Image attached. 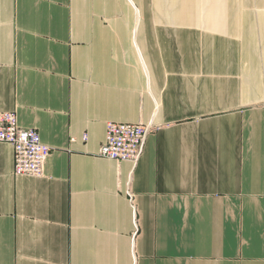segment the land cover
<instances>
[{"label": "crops", "instance_id": "1", "mask_svg": "<svg viewBox=\"0 0 264 264\" xmlns=\"http://www.w3.org/2000/svg\"><path fill=\"white\" fill-rule=\"evenodd\" d=\"M0 111L51 148L0 142V264H264V0H0Z\"/></svg>", "mask_w": 264, "mask_h": 264}, {"label": "built area", "instance_id": "2", "mask_svg": "<svg viewBox=\"0 0 264 264\" xmlns=\"http://www.w3.org/2000/svg\"><path fill=\"white\" fill-rule=\"evenodd\" d=\"M157 128L158 126L151 122L147 124L109 122L96 155L118 162L130 161L135 165L144 151L148 133ZM86 139L87 134L84 133L82 140ZM74 140L75 138H70V141ZM0 142L9 143L13 148L14 175L42 174L44 162L51 148L42 142L35 129L20 127L15 112L0 111ZM126 193L131 199V194L128 191Z\"/></svg>", "mask_w": 264, "mask_h": 264}]
</instances>
